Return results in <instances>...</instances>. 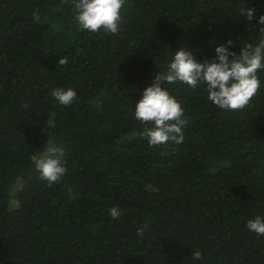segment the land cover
<instances>
[{
  "label": "trees",
  "instance_id": "obj_1",
  "mask_svg": "<svg viewBox=\"0 0 264 264\" xmlns=\"http://www.w3.org/2000/svg\"><path fill=\"white\" fill-rule=\"evenodd\" d=\"M73 7L0 0V264H264L246 227L264 217V72L235 112L206 85H164L187 119L181 144L150 147L135 118L182 47L211 62L228 40L236 55L256 46L264 0H126L117 35L82 30ZM57 88L77 100L59 104ZM47 142L67 168L52 187L30 159Z\"/></svg>",
  "mask_w": 264,
  "mask_h": 264
},
{
  "label": "clouds",
  "instance_id": "obj_2",
  "mask_svg": "<svg viewBox=\"0 0 264 264\" xmlns=\"http://www.w3.org/2000/svg\"><path fill=\"white\" fill-rule=\"evenodd\" d=\"M125 2L126 0H72L73 14L82 30L96 34L104 29L117 35L123 23L121 9ZM241 14L251 21L254 10H244ZM32 18L34 22H40L37 12H33ZM258 25L264 26V16H260ZM259 31V43L256 46L248 44L239 55L229 51L232 40L227 41V46L215 48L216 57L211 62H198L183 47L175 53L168 70L156 75L152 86L144 90L142 99L136 105L135 118L145 125L141 135L150 147L167 146L169 143L181 144L184 141L183 129L187 125L184 109L164 86L166 84L180 82L192 89L206 85L208 100L220 110L235 112L249 106L261 86L259 73L264 72V27H260ZM58 64L66 65L67 60L59 59ZM51 95L65 107L71 106L77 100V94L71 88L54 89ZM64 157L63 146L47 142L44 151L33 154L30 159L39 173V178L46 181L48 187H52L67 173ZM109 215L113 219H119L122 212L117 207H112ZM147 227V223L138 227L137 234L142 236ZM246 227L257 236H264V217L256 216L248 220ZM191 259L202 260V251L192 252Z\"/></svg>",
  "mask_w": 264,
  "mask_h": 264
}]
</instances>
